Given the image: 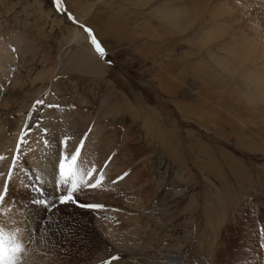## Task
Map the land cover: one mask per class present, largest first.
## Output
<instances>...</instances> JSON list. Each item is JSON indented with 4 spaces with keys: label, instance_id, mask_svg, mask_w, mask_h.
Returning <instances> with one entry per match:
<instances>
[{
    "label": "rangeland",
    "instance_id": "obj_1",
    "mask_svg": "<svg viewBox=\"0 0 264 264\" xmlns=\"http://www.w3.org/2000/svg\"><path fill=\"white\" fill-rule=\"evenodd\" d=\"M263 1L0 0V162L39 147L60 160L83 140L93 164L72 201L37 199L29 258L261 263L264 57L249 30L264 35Z\"/></svg>",
    "mask_w": 264,
    "mask_h": 264
},
{
    "label": "bare ground",
    "instance_id": "obj_2",
    "mask_svg": "<svg viewBox=\"0 0 264 264\" xmlns=\"http://www.w3.org/2000/svg\"><path fill=\"white\" fill-rule=\"evenodd\" d=\"M252 4H255V6L260 5L258 11H260L264 19V8L262 6L264 1L260 4L257 2ZM243 10L247 11L248 9ZM242 17L246 18L247 16ZM254 19L255 20L253 21L255 24L258 23V20L256 18ZM249 31H252L253 36H256V38H253L250 42V50L253 55L257 53V55L264 57V35L262 37H258L255 30L252 28ZM81 34L82 33L80 31H77L75 37L79 38L82 36ZM35 153L39 154V157H30L25 160H21L16 158L14 151L11 159L2 163L0 162V193H4V201L2 204L16 200V203L18 204L17 210L10 211L8 209H0V249H3V246L8 241L9 236H14L17 242H21L23 244V252L19 254L18 264H28V261H33V257L36 258V261H39L38 263L40 264H65L68 263L67 260L63 261L62 257L57 254H45L43 256L36 254L35 256H30L29 258L28 254L26 253V255L24 253L27 250V246L25 245L27 234L33 233L34 230H38L35 225L38 224L40 218H44V214L47 210V207H44L42 203L37 202V199H42L44 202L48 203L49 206L50 204H53L54 201L58 200L56 199L57 196L66 194V190L69 185L64 184L61 181L59 174V160L50 154V148L39 147L35 150ZM14 158L15 169L12 171L11 178H9L8 173L11 165L13 164ZM91 163L92 160L77 161L76 167L79 169L82 176L87 168H90L91 170L93 169L91 168V165H93ZM98 188L99 186H97L96 190H98ZM60 197L61 196H59V198ZM32 199L35 200L31 201ZM80 203L86 210H89V207L85 202ZM87 212L91 215V217H89L90 221L93 219L94 223L99 225L104 224L100 213L96 212L95 214L93 211ZM93 215L94 217H92ZM49 221L53 220L47 219L44 225L45 229L52 228L53 222ZM8 222H16V225L19 226L13 227V225L8 224ZM43 247H46V245H43ZM258 247L259 246L252 245L251 248L254 252H256L255 256L258 259L262 258L260 264H264V247L263 249L262 247H259V250Z\"/></svg>",
    "mask_w": 264,
    "mask_h": 264
},
{
    "label": "snow or ice",
    "instance_id": "obj_3",
    "mask_svg": "<svg viewBox=\"0 0 264 264\" xmlns=\"http://www.w3.org/2000/svg\"><path fill=\"white\" fill-rule=\"evenodd\" d=\"M87 31L91 34L93 30L89 28L87 29ZM92 42L97 46V51H99L103 55L104 50L94 36ZM43 103L44 102L42 100L37 101V104H43ZM48 106L53 108H59V105L49 104ZM23 142H24V136L22 135L20 137L19 143L22 145ZM63 143L65 144V146L67 145V138H65V141ZM82 147H83V140L81 142V145L77 148V150L74 153L68 154L67 152H65L59 160V174L61 181L64 184H69V183L71 184V189L67 192L66 195L61 197L62 201H72L73 190H75L78 187L79 183L83 182V176L81 175L79 169L76 167L78 157L80 156V148ZM16 158H18V155ZM0 159L3 158L0 157ZM14 169H15V158L13 164L9 169V173H8L9 178H11V174ZM124 175L126 176L127 173H124ZM102 179H103V174L100 175V178L96 181V184H93L91 186L95 187L101 182ZM117 179H123V176H120ZM3 201H4V193H0V204H2ZM42 202L45 203L44 201ZM21 252H23V244L21 242H17L14 236H9L8 241L3 246V249L0 250V264H18V258Z\"/></svg>",
    "mask_w": 264,
    "mask_h": 264
}]
</instances>
